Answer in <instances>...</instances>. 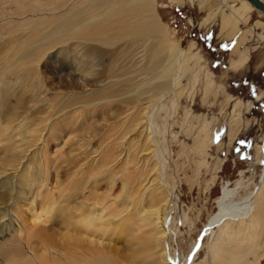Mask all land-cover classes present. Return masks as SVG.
<instances>
[{
  "label": "rangeland",
  "instance_id": "1",
  "mask_svg": "<svg viewBox=\"0 0 264 264\" xmlns=\"http://www.w3.org/2000/svg\"><path fill=\"white\" fill-rule=\"evenodd\" d=\"M20 2L11 0L2 5L8 12L0 18L2 42L12 32L13 35L27 32L36 23L34 19L64 12L75 3L74 0ZM156 3L162 21L168 25L169 37L193 56L189 68L179 75L175 94L145 109L152 121L149 124L143 114L145 110L137 123L132 122L147 105L137 109L123 97L108 106L100 104L84 109L76 105L56 114L66 98L62 99L61 91L48 85L43 64L47 57L58 53L57 48L47 53L38 69L28 70L29 77L20 72L17 77L0 82V89H7L0 92V100L3 95L10 98L7 108L3 111L0 108V171L4 170L0 184L11 181L13 187V201L8 196L6 209L9 216L0 221L8 225L7 234L6 237L0 234V242L5 243L19 230H25L27 226L19 216L30 214L29 208L40 211L44 205H53L51 221L41 223L46 230L40 234L60 252L58 257L37 259L33 264H104L90 256L86 245L78 247L65 242L67 238L63 235L67 231L94 235L103 241L101 246L108 255L127 264H153L161 260L164 249L168 260L184 264L203 226L217 210L215 198L223 184L240 178L249 186L246 189L251 190L264 179V25L258 21L264 22V15L255 9L243 17L237 29L231 25L221 31L220 13L216 20L206 24L203 20L214 10L220 12L225 8L231 14L226 4L239 5L240 0H210L207 8H201L198 2L184 6L172 5L168 0ZM23 5L27 8L22 9ZM9 19L13 22L8 23ZM145 47L141 46L139 51ZM116 53L119 57V52ZM243 55H248L246 62H241ZM129 58L122 62H128ZM131 66L129 62L119 69L122 77L98 80L96 90L119 80V84H130ZM71 72L77 75L75 65ZM128 89L130 86L125 91ZM90 92L93 90L84 89L85 94ZM237 101L240 103L235 109ZM73 108L74 113L67 112ZM61 114L64 116L59 128L51 135V125ZM204 121L209 142L205 154L200 156L194 150L193 137ZM148 135L158 142L161 151L158 157L152 142L146 148ZM6 149L8 158L4 155ZM11 155L16 157L14 162L10 161ZM156 158L165 165L160 178L168 183L167 198L159 204L166 237L156 240L149 254L135 257L139 245L136 235L143 233L146 219L157 208L150 197L155 184L145 180L146 184L139 186L137 180L127 179L123 168L143 172L145 179L154 178L156 170H152V162ZM24 172L30 176L24 178ZM81 210L89 215L91 223L87 227L85 222L75 221ZM127 220L130 228L122 229ZM263 250L259 247L255 252ZM205 251L203 248L198 256H205ZM25 252L32 255L27 246ZM249 258L255 261L253 253ZM0 264L23 263L8 262L0 256Z\"/></svg>",
  "mask_w": 264,
  "mask_h": 264
},
{
  "label": "bare ground",
  "instance_id": "2",
  "mask_svg": "<svg viewBox=\"0 0 264 264\" xmlns=\"http://www.w3.org/2000/svg\"><path fill=\"white\" fill-rule=\"evenodd\" d=\"M9 1L11 0L0 2V18L7 16L8 12L2 5ZM15 1L21 3L20 0ZM34 1L38 2L39 0ZM76 1L74 0V5L64 12H56L49 17L32 18L37 21L27 32L24 30V33L19 35H13L12 32L8 39L5 37L7 40L0 41V82L13 76L17 77L20 72H24L26 77H29L28 70L38 69L47 53L57 48L58 53L47 57L43 64V68L47 69L46 72L44 71L46 73L44 77L48 85H51L52 89L61 91L62 99L66 98L56 114L59 115L76 105H80V108L84 109L94 108L100 104V106H108L109 102L123 97V99L131 100L137 109L143 104L147 105L132 120L133 123H137L142 118V111L150 109L156 102L175 94V89L179 84V75L189 68V61L193 55L188 50L182 49L179 42H175L169 37L166 29L168 25L161 19L156 0H83L82 3ZM168 1L175 6L198 2L201 8H207L210 2V0ZM76 4L82 5L75 6ZM31 6L34 10V6ZM226 6L231 8V14H227L225 8L220 9V12L214 10L210 16L203 20V23L216 20L215 18L220 13L221 31H226L231 25L237 29L239 23L243 21V17L257 9L249 0H240L239 5L226 4ZM21 8L26 9L27 6L23 5ZM260 15H264V12L260 11ZM8 21V23L13 22L11 19ZM258 21L264 25L263 21ZM148 41L149 43L146 45ZM120 44L125 45L120 49ZM141 46H146L145 50L139 51ZM117 51L119 57L116 55ZM143 51L145 54L140 55ZM142 56L144 58L139 60ZM127 58H129L128 62L123 63ZM135 58L136 60H134ZM247 59L248 55H243L241 62H246ZM50 62H53L55 66H52ZM129 62L132 63L130 73H133L129 78V81H132L130 84H119V80L113 84L105 85L102 90H96L97 85L95 84L98 83V80L119 77L121 75L119 69ZM73 65L76 67L77 75L71 72ZM137 79H140L141 82H136ZM196 79L197 76H195ZM127 86H130L128 92L125 91ZM84 89H90L93 92L85 94ZM6 90L1 88L0 92ZM7 95L9 94L7 93ZM9 99V96H2L0 100V103H3V106L0 107L2 111L5 107L7 108ZM239 103L240 101L235 103V109ZM73 111L74 108L67 112ZM64 114L53 121L49 130L51 135L57 132ZM143 114H146L148 124L152 122L146 110ZM206 128H208L207 121H204L201 129L193 137L194 150L200 156L205 154V147L209 142V132ZM153 130L150 132L154 133ZM36 131L34 130V132ZM235 136L236 133L233 137ZM147 140L146 148H149V142H152V145L157 147L155 154L158 157L161 152L158 142L149 135ZM7 154H9V149H6L4 155ZM8 157L9 155L5 158ZM10 158V161L16 160L14 155H11ZM202 162L204 163V161ZM152 163V170H156L153 179H145V174L143 172L138 174L135 169L131 168L130 172L128 167L123 168L127 179H133L134 182L137 180L139 186L145 180L155 184L154 187H151L150 197L153 206H157V208L153 209L146 219L144 224L146 229L142 231L143 233L136 235L139 245L135 250V257L143 255V253L149 254L150 250L154 248L155 241L163 240L166 237L159 211V204L167 198L168 183L160 178L165 165L158 159ZM150 171L151 169H149ZM3 172L4 170H1L0 175ZM26 175L29 177L30 173L25 174L24 172V178ZM246 187L249 186L240 178L235 181L227 180L223 184L220 195L215 198L217 210L210 215L203 226V230L193 244L184 264H262L264 250L258 254L255 249L264 248V179L251 190H247ZM12 190L11 181L1 182L0 221L9 216L6 209L9 199L13 201ZM8 196H10L9 199ZM52 208L53 205H44L39 211L31 207L29 208L30 214L26 217L19 216L20 221L27 227L25 230H19L13 234L5 243L0 242V256L8 262L17 261L23 264H33L37 259L43 260L49 256L58 257L60 250H54L57 248L51 247L50 243L42 239L40 234L41 230H46L42 228L41 223L47 224L51 221ZM79 213L75 221L85 222L84 226L87 227L91 223L88 219L89 215L85 210H81ZM7 228L8 225L0 222V234L3 237H6ZM121 228L129 229V220L123 222ZM89 231L85 230L86 233ZM69 232L67 231L63 235L67 238L65 242L75 246L86 245L84 248L93 259L100 260L104 264H127L116 256L108 255L104 247L101 246L103 241L94 235H75ZM26 246L31 249L32 255L25 252ZM203 248L206 249L205 256H198ZM251 253L255 255V261L249 260ZM168 259L167 251L164 249L161 260H155L153 264H176Z\"/></svg>",
  "mask_w": 264,
  "mask_h": 264
},
{
  "label": "water",
  "instance_id": "3",
  "mask_svg": "<svg viewBox=\"0 0 264 264\" xmlns=\"http://www.w3.org/2000/svg\"><path fill=\"white\" fill-rule=\"evenodd\" d=\"M255 8L264 12V0H249Z\"/></svg>",
  "mask_w": 264,
  "mask_h": 264
}]
</instances>
